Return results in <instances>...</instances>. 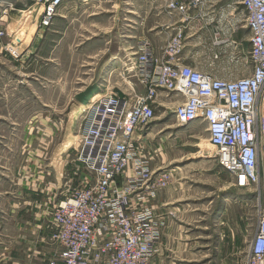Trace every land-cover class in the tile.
<instances>
[{
    "label": "rangeland",
    "instance_id": "1",
    "mask_svg": "<svg viewBox=\"0 0 264 264\" xmlns=\"http://www.w3.org/2000/svg\"><path fill=\"white\" fill-rule=\"evenodd\" d=\"M125 1L66 0L47 25L43 2L36 0L0 16L5 32L0 35V259L11 251L13 262L25 252L34 254L41 242L32 230L37 209L44 216L40 230L44 224L52 234L56 203L86 175L76 153L92 93L134 99L146 92L135 55L111 73L116 58L134 53L135 41L148 31L122 21L123 14L131 15ZM240 56L198 61L214 77L231 80L251 70L249 52ZM156 101L147 143L154 168L172 176L162 191H168L183 224H190L182 229V242L193 243L187 251L193 256L186 259L193 260L190 264H248L264 195L237 187L219 165L206 122H177L175 110L185 99L163 92ZM49 234L45 250L57 248Z\"/></svg>",
    "mask_w": 264,
    "mask_h": 264
},
{
    "label": "built area",
    "instance_id": "2",
    "mask_svg": "<svg viewBox=\"0 0 264 264\" xmlns=\"http://www.w3.org/2000/svg\"><path fill=\"white\" fill-rule=\"evenodd\" d=\"M28 1L0 0V16ZM65 1L36 0L43 2L45 25ZM211 1L168 0L171 12L183 14V25L170 36L161 55L145 37L133 48L135 69L146 92L134 99L107 94L82 117L76 155L86 175L54 207L49 238L57 250L46 264H153L165 225L154 203L172 176L154 168L146 130L163 92L185 99L175 110L180 125L193 120L207 123L216 159L235 185L264 195V0H241L252 65L248 75L231 80L183 60L192 11ZM222 30L216 34V44L228 41L220 37ZM4 33L0 30V35ZM248 264H264L261 201Z\"/></svg>",
    "mask_w": 264,
    "mask_h": 264
},
{
    "label": "crops",
    "instance_id": "3",
    "mask_svg": "<svg viewBox=\"0 0 264 264\" xmlns=\"http://www.w3.org/2000/svg\"><path fill=\"white\" fill-rule=\"evenodd\" d=\"M126 6H128L127 10L130 11L129 14L131 15L123 14L122 21L125 24L127 22L134 29L147 27V33L143 30L142 36L140 35L138 39L145 37L150 40L155 53L161 55L163 47L167 44L170 36L175 33L178 27L183 25V14L178 11L171 12L168 8V0H126L123 7ZM192 15H194V18L187 24V42L183 52V60L187 64L193 65L201 71L209 72L205 71L208 65L198 61L200 58L210 59L223 56L230 58L235 55L240 60V55H246L250 51V31L243 21L244 11L241 0H212L199 9L193 10ZM221 27H224V30L220 32V37L228 39V41L223 44H216V34L221 30ZM137 41H135V45ZM194 49H196L195 54L193 53ZM134 54L128 53L127 57H117L115 61L128 57L131 59ZM216 55L219 56L216 57ZM97 92L98 90L92 93L91 96H96ZM89 100H86L83 104L86 105ZM172 203V198L168 195L167 190H161L154 203L155 211L165 221V226L160 240L155 245L156 252L153 264H190L193 261L186 259L191 255L187 251L193 243L182 242V229L190 224H183L179 209L173 207ZM38 211L40 210L37 209L35 214L36 223L32 230L38 233V237L40 233L41 242L34 254L28 256L29 254L25 252L26 256L24 258L13 262L12 251L8 252V247H6L8 255L1 256L0 264H46V260L52 254L54 255L57 250L56 247H49L48 250H45V236L49 234V231L45 230L44 224L41 225L40 230L39 220L42 221L44 216L42 212ZM49 219H47V222H49ZM185 235L188 236L186 233Z\"/></svg>",
    "mask_w": 264,
    "mask_h": 264
},
{
    "label": "bare ground",
    "instance_id": "4",
    "mask_svg": "<svg viewBox=\"0 0 264 264\" xmlns=\"http://www.w3.org/2000/svg\"><path fill=\"white\" fill-rule=\"evenodd\" d=\"M43 11H44V6H43ZM26 15V10H22V16H25ZM129 56V55H128ZM132 56V55H131ZM134 56V55H133ZM132 59V58H131ZM118 62H120V63H118ZM119 64V65H118ZM128 64V58H120L119 60H117V61H115V63H114V65L112 66V71L113 72H115V71H117L118 70V68H120L121 66H126ZM102 100V98L99 96V95H97L96 94V96L93 98V101H92V105L90 106V108L85 112V113H82V114H86V113H88L92 108H93V106L96 104V103H98L99 101H101ZM196 122H199L198 120L196 121V120H193V121H191V122H188L187 124H184L185 126L186 125H189V124H193V123H196ZM211 146H213V148L215 147L216 148V146L211 142V144H210ZM212 148V147H211ZM208 150H210V147H209V149Z\"/></svg>",
    "mask_w": 264,
    "mask_h": 264
}]
</instances>
